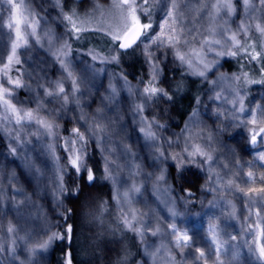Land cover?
<instances>
[{"label":"rangeland","instance_id":"obj_1","mask_svg":"<svg viewBox=\"0 0 264 264\" xmlns=\"http://www.w3.org/2000/svg\"><path fill=\"white\" fill-rule=\"evenodd\" d=\"M16 2L19 3L20 0H16ZM204 2L206 0H201V3ZM253 2L255 3V0ZM24 3L33 12L29 19L36 22L37 36L29 37L27 45L21 42L15 57V60H19L20 63L17 64L14 60L7 75L12 79H20L22 84L29 85L33 92L37 90V82L49 90H53L55 82L61 81L67 90L72 87L73 81H76L82 111L91 117L97 114V109H101L96 115L97 123L101 128L106 129L105 134L108 137L106 147L113 150L112 155L109 156L107 152L100 151L99 144L91 140L88 142L87 166L91 168L89 163L91 157H96L99 160L101 170L111 183L112 195L109 198L110 206H105L107 209L100 210L96 199L91 202L86 201L83 206L82 204L79 206L81 220L78 241L81 244L79 251H81L82 258H86L90 264H94L95 261L100 263L105 258L111 264H205V260L197 259L199 254L196 249L199 248L205 252L206 257L211 255L207 264H215L216 256L213 253H215L216 245L212 241V234L208 232V227L212 224L217 226V239L223 244L219 255L223 264H264L249 252L250 245L255 247L256 236L248 232L249 226L255 228L257 223L255 213L257 211H260L261 217H264V201L257 199L256 194L253 193L251 195L255 203L250 205L247 197H241L238 192L224 191L223 186L219 192L202 191L203 188L210 186L207 165H200L199 162L188 164L183 172V178H176V185L175 180L168 181L175 188V192L169 193V195L184 196L185 193L180 192V188H183L180 184L183 181H186L187 184L192 182V185L194 182V188H198L199 193H194L193 187L192 190L187 189L194 194L195 206L189 205V209L186 210L177 203V210L182 215L175 221L163 218L167 214L166 210L163 204L158 205L157 203L163 198L162 194L156 193L152 187L153 182L144 176V173L155 171L148 158L151 150L146 146L143 134L140 133L137 121L133 119V114L130 111L133 101L139 102V98L130 97L126 91H121L122 81L118 82L115 79L116 75H123L127 77L129 83L137 85L141 77L147 78V65L144 62V57L140 49L137 48L121 56L118 65L100 63V58L108 59L110 53L116 54L112 52L113 45L109 42L106 33L110 30H119L123 23L121 9L118 7L119 0H24ZM233 3L236 12L231 18L224 17L225 20H229L226 27L231 31H236L237 25H240L242 21L245 25L252 26L246 36L250 39L253 32H257L258 36L255 38L260 40L261 47L259 49L255 47L257 41L245 39L244 35L239 33L238 36L242 43L247 41L246 47L249 56L260 53L255 61L260 60L259 62H262L261 66L264 68V35H261L255 27L258 23L264 26V12L260 10L257 3L256 10L251 12V18H249L240 3H236V0H233ZM165 10L155 6L153 20H158L163 16ZM72 13H75L73 16L75 23L83 29L79 33V40L73 38L75 33L72 36L69 35L71 25L63 19L64 15ZM10 15V6L6 0H0V70L7 63V57L11 54L12 42L15 40L14 31L7 27ZM201 23L207 25L208 17L205 16ZM220 23L223 24V20ZM194 26L197 30L201 29L200 24ZM187 27L191 28L193 25L188 24ZM27 31L30 32L31 28H28ZM231 31L225 32L224 35H230ZM193 35L197 40L200 39L198 32H193ZM98 38L102 40V43L97 42ZM215 38L223 40L219 35ZM65 44L67 48L60 51ZM77 44H80V47L74 48ZM196 46L198 47V45ZM91 54L97 55L98 59L93 60ZM242 56H244L243 53L237 57L241 58ZM246 57L245 62L247 61L249 66H252L248 56ZM208 58L211 59L212 55L209 54ZM228 58L231 57L219 59V64L222 66L216 71L215 76H210L209 79L215 80L221 75L241 76L240 81H224L213 89L210 84L195 76H188L184 79L195 83L197 88H200L199 86L203 88L202 96L188 117L185 126L178 129L175 125L170 124L171 122L166 121L169 120V116H172L169 109L171 103H167V107L161 101L158 106L153 105L150 112L158 123L166 125L165 129L159 131V135L168 139H180L181 148L184 143L183 138L191 135L190 143H199L201 146H205L206 150H210L215 161L211 165L212 170L223 177L225 183L232 179L236 180L242 188H259L261 187L259 182L245 185L243 181L247 178V172L250 170L256 177L264 175V167L260 166L264 162L256 159L259 153L264 151V144L251 146L248 128L252 125H248L247 128L237 127L236 122L231 119L233 107L231 100L234 97L231 95L229 86L233 85L239 89L244 98L245 108L251 109L258 117L260 113L257 106L264 108V90L257 88L256 83L245 82L243 75H236L225 69L224 63ZM61 61H63V66ZM169 61L163 81L160 83V86L165 89L169 88V86L166 87L168 81L174 78L177 83L178 79L176 78H182L186 71L178 67L177 64L171 63V57H169ZM69 71L72 73L71 77L67 75ZM0 77H4L3 71H0ZM247 77V80H253L252 77ZM110 84L116 87L117 95L114 99H106L108 107L104 108L101 105V97H107ZM217 92L222 93L221 99L214 98ZM29 95L28 88H18L13 92V97L16 96L17 99H13V97L11 99L20 108L22 105L19 101H27ZM73 95L74 93L69 92L70 97ZM39 98L47 99L43 95H40ZM60 106L61 101L59 100L45 105L49 111L56 109L57 113H60ZM27 107L33 111L36 109L35 104H28ZM72 108L73 106L69 104L64 109L63 118H59V115H53L50 118L58 125L56 135L61 139L57 140L52 136H45L38 125L33 124L30 127L21 128L15 124L14 118L5 119V115L10 117L11 113L6 114L3 105H0V244L8 249L0 252V264H46V258L49 256L54 242L47 249H40L37 242L42 243L47 240L52 232L62 233L66 229L64 217L66 200L71 193L70 186L72 184L68 179L71 173L63 177V195L57 191L56 184L59 176L58 168H65L67 164L64 159L65 153L60 147L63 138H67L68 130L80 127L83 123L76 119L81 109L76 108L73 111ZM218 112L221 114L219 117L216 115ZM41 113L44 116V113ZM193 113L196 115L193 116ZM146 114L142 113L141 115ZM166 115L167 118L163 119ZM241 118L251 119L250 116ZM91 123L89 120L88 127L91 126ZM186 126L189 131L183 132L182 130ZM81 131H85V128L81 127ZM18 133L22 134V139L17 138ZM209 134L212 136L210 141L206 140ZM49 145L55 146L54 151H49ZM206 145H210V149ZM121 146L130 147L136 153L135 158L123 154ZM12 148H15L16 151L12 152ZM180 150L175 147L169 149L170 152ZM105 156L109 160H115L116 165L119 166L113 168L110 176L106 175L104 171L103 158ZM236 162L243 167L241 173L234 176ZM126 163L131 164V169L126 166ZM223 164H227L229 167H221ZM249 164H253L254 167L249 168ZM195 170L200 172L201 181L195 178L193 174ZM170 172L175 175V170L170 169ZM133 184L142 187L141 193L131 192L130 201L127 202L117 199V193L122 196ZM196 185L198 187H195ZM232 205H235L236 209L234 217L229 216L233 210ZM110 207L112 217L110 214L108 215ZM249 208L253 213L251 219H248L247 209ZM133 209L137 213L151 211L161 221L162 227L175 222L180 230L187 231L192 236V246L183 249V255H181V250L173 246V237L167 234V229L155 237L150 233L145 237H140L122 227L119 223L122 219V211L130 212ZM106 210H108L107 213ZM139 218L149 219L147 216ZM110 219L113 221V225H110ZM152 222L155 225V220ZM99 223L103 225L101 226ZM9 225L16 230L14 233H7ZM117 233L122 235L120 238L122 237L123 240L116 243ZM125 234L128 235L133 246L130 247L124 237ZM231 236H236L237 239L231 240ZM13 241H15L14 244ZM133 247L134 249L131 251ZM34 248L35 251H32ZM128 249L131 252H127ZM124 250L128 254L123 261L120 257ZM108 253H114V255L108 258ZM148 253H155V255L149 256Z\"/></svg>","mask_w":264,"mask_h":264},{"label":"snow or ice","instance_id":"obj_2","mask_svg":"<svg viewBox=\"0 0 264 264\" xmlns=\"http://www.w3.org/2000/svg\"><path fill=\"white\" fill-rule=\"evenodd\" d=\"M6 3L10 6L11 15L9 16L7 27L14 31L15 40L11 45V54L7 57V63L4 64L2 70L4 77H0V105H3L5 113H11V116L5 115V119L11 120L14 118L15 124L23 127H30L35 124L39 126V129L43 131L45 136H52L54 139H61L56 135V129L58 125L50 118L53 115H59V118H63L62 113L64 109L71 104L72 110L80 108L81 111L77 115L78 122L82 121L80 127H73L68 130L67 138H63V143L60 145L61 150L65 153L64 159L67 161L65 168H58L59 176L57 177L56 188L57 191L63 195L64 185L63 177L69 175H79L80 179L85 182L87 186H91L96 180V176L92 168L87 166V147L88 142L91 140L94 143L100 145L101 152H107L109 156L112 155V149L106 147L108 140L106 129L101 128L96 119V115L101 111L97 109V114L89 117L82 111L80 104L79 88L76 86L77 82L73 81L72 87L67 89L64 87L63 82L56 81L55 88L49 90V88L37 82V90L33 92L31 87L26 84H22L20 79H12L8 76V71L12 62L15 60L16 51L21 46V42L24 45L28 44L29 37L37 36L36 22L29 19L33 15L31 9H29L24 0H20L19 3L16 0H6ZM236 3H240L244 9L245 14L251 18V12L256 10V4H259L260 10L264 12V0H236ZM195 5V6H194ZM159 6L164 11L163 16L158 20H153L154 7ZM118 7L121 9V16L123 23L119 30H110L106 35L109 42L113 45L112 52L116 54H109V58H100V63H115L119 64L120 57L126 55L129 50L140 49L144 62L147 65V78L141 77L137 85L129 83L126 76L116 75L115 79L121 82V91H126L128 95L136 96L139 98V102L133 101L130 111L133 114V119L137 121L140 133L143 134V139L146 142V146L151 150L150 157H148L154 167L155 171L150 173H144L146 179L151 180L153 190L156 193L162 194V199L157 203L163 204L166 210V215L163 217L165 220L175 221V219L182 215L177 210V203L184 209H189V205L194 207L193 196L194 194L185 189L180 188V192L185 193L184 196H172L169 193H174L175 188L169 184L168 181L175 180L177 177L182 178L183 172L188 164L207 165L209 187L203 188L202 191L206 192H219L221 186L224 191L238 192L241 197H247L249 204H254L255 200L251 194H256V198L264 201V175L256 177L253 171L247 172V178L243 181L245 185L255 184L259 182L261 187H247L242 188L236 180L229 179L225 183L223 177L215 173L212 170V163L214 158L210 150H206L205 146H201L199 143H190L192 139L191 135L184 137L183 147L181 148L180 139H168L159 135V131L166 128V125L157 122V119L152 116L150 109L153 105H159L161 101L165 103H171L176 94H178L183 87L182 81L188 76H195L207 84H210L213 89L220 85L224 81H240L241 76H225L221 75L215 80H210V76H215L216 71L222 65L219 64L220 58L237 57L243 53L244 56H248L250 60H255L260 53L249 56L247 50V41L241 42L239 34L247 35L251 31L252 26L245 25L242 21L240 25H237L236 31H231L226 25L229 20H225L224 17L231 18L235 12L236 7L233 0H206L201 3V0H119ZM64 15L63 19L71 25L69 29V35L73 33L76 35L73 37L79 39V33L83 30L78 26L73 16ZM208 17L207 25L201 23L204 17ZM223 20V24L220 21ZM192 24L193 27L188 28L187 25ZM195 24H200L201 29L197 30ZM256 30L264 35V26L262 24L255 25ZM31 28L28 32L27 29ZM231 34L225 36V32ZM193 32H198L200 39L197 40ZM219 35L223 38L216 39ZM37 43L39 40L37 39ZM198 45V47L196 46ZM67 45H63L60 51H64ZM219 49V50H217ZM209 54L212 58L209 59ZM169 57H171V63L177 64L178 67L185 69L184 75L181 78V82H177L175 85H170L168 89L160 86L163 81V76L167 70L169 64ZM59 59V57H57ZM93 60H97L98 57L95 54H91ZM17 64L19 60H15ZM63 66V61H61ZM69 77L72 73H67ZM115 75V74H114ZM6 77V78H5ZM245 82L262 83L264 79L260 81H248L247 75L243 77ZM8 85V86H5ZM28 88L29 97L27 101H19L22 107L18 108L16 103H13L12 97L14 89ZM229 90L234 99L232 103V115L231 119L236 122L237 127H245L252 125L248 128L250 135V144L255 147L257 144H264V108L257 106V110L260 113L258 117L251 109H246L244 106V98L241 95L239 89L233 85L229 86ZM69 92L74 93L73 96H69ZM43 95L47 99L41 100L39 97ZM117 95V89L113 84L109 85L107 90V97H101V105L107 108L108 105L105 102L106 99H114ZM215 99H221L222 93L217 92ZM57 100L61 101L60 113H57L56 109L49 111L45 105L55 103ZM198 102V101H197ZM28 104H35L36 109L33 111ZM163 111V109H161ZM43 112L44 116L39 113ZM147 113L146 115H141ZM196 113H193L195 116ZM217 117L221 114L216 113ZM242 116H250L251 119H242ZM151 117V118H150ZM91 120V126L88 127V122ZM81 127L85 128V131H81ZM183 132H188L189 128L186 126ZM87 133V134H86ZM99 133V135H98ZM18 139H22V134H17ZM259 138V139H258ZM212 139L211 134L206 137V140ZM49 151H54V145H49ZM123 154L135 158L136 153L128 146H121ZM180 148L178 152H170L169 149ZM210 149V145H206ZM12 152L16 149L12 148ZM105 174L111 175L116 165L115 160H109L107 156L104 158ZM258 161L264 162V151L260 152L256 158ZM126 166L131 169V164ZM236 172L233 173L237 176L242 171V165L238 162L235 163ZM264 167V163L260 165ZM223 168H228L229 165H221ZM249 168L254 167L253 164L248 165ZM67 169V170H66ZM170 169L175 170V175H172ZM158 173V174H157ZM142 187L133 184L128 191H125L121 196L117 193V199L124 201H130V193H141ZM73 196V199H78L79 192ZM211 203V202H210ZM58 206H60L58 204ZM232 212L229 213L230 217H234L236 214L235 205H232ZM248 219H251L253 213L251 209H247ZM257 217V223L253 229L248 227V232L256 236L254 241L255 247L249 246V252L256 256V258L264 262V217H261L260 211L255 213ZM122 219L120 225L127 230L133 232L140 237H145L150 233L155 237L161 234L164 229H167V234L173 237V246L176 249H180V254L183 255V249L190 248L192 246V236L187 231H182L177 227L175 222L168 223L162 227L161 221L151 211L147 213H137L136 210L122 211ZM149 217V219H141L139 217ZM66 220L67 217H64ZM155 220V225H153ZM139 225V227H138ZM216 225L210 224L208 232L212 234V241L216 245L215 264H223V261L219 259L221 247L223 244L218 241L216 234ZM7 233H14L16 230L9 225ZM73 228L69 225L62 233L52 232L48 236L47 240L42 243L37 242V246L40 249H47L56 240H65L70 238ZM47 235V233H45ZM231 240H236V236H231ZM15 241H13V244ZM8 249L0 244V252L7 251ZM14 251V249H13ZM35 251V248L32 249ZM146 251V250H145ZM159 251V249H157ZM196 252L199 254L197 259L207 260L211 258V255L206 257V254L201 249L197 248ZM143 254V253H142ZM149 256H154L155 253H148ZM64 264H72V254L70 252L65 254Z\"/></svg>","mask_w":264,"mask_h":264},{"label":"trees","instance_id":"obj_3","mask_svg":"<svg viewBox=\"0 0 264 264\" xmlns=\"http://www.w3.org/2000/svg\"><path fill=\"white\" fill-rule=\"evenodd\" d=\"M96 35H98V34H96ZM252 35L253 36H250V39L246 35H244L243 38L249 39L251 41H257L256 42L257 46H255V47L259 49L261 47V45L259 44L260 40L258 38H255L256 36H258V33L253 32ZM102 39L104 40V37H102ZM99 41H100V43H102V40H99V38H98L97 42L99 43ZM248 43H250V42H248ZM78 47H80V44H77L74 46V48H78ZM246 58H247L246 56H242L241 58H239V57L228 58L224 63V68L230 72L232 71L236 75L241 74L244 76L246 74L247 76L252 77V79H253L252 81H260V80L264 79V68H263V66H261L262 62L260 63L259 62L260 60L257 62L255 60L249 59L251 65H252V66H249L248 62L247 61L245 62ZM243 60H244V62H243ZM176 79H178L177 80L178 82H181V78H176ZM174 80L175 79L173 78L172 80L168 81V84H166L167 85L166 87L173 85V82L175 85L176 80L175 81ZM248 81H249V79H248ZM182 83H183L182 90L174 96L173 101L171 102V105L169 107V109L171 110L170 112H171L172 116L171 117L169 116V120H166V121L171 122L170 124L175 125V127H177L178 129H180L181 126L183 127V126H185V124H187V119L192 114L193 109H194L195 105L197 104V101L201 98L202 91H203L202 86H199L200 88H197L194 85L195 83H193V82H190V81L188 82L187 80H183ZM256 87L264 90V84H262V83H256ZM204 88H205V86H204ZM240 88H243V87H240ZM13 99H17V97L14 96ZM162 104H164L165 106L168 107L167 103L163 102ZM39 114L41 116H43L41 112ZM166 118H167V115L164 116L163 119H166ZM89 163H90V166L93 169L94 174L96 176V180L94 181V183L91 186H87L85 184V182L80 179L79 175L71 174L68 178V179H70L71 184H72L70 186V188H71L70 192L73 195H75L77 192H79L78 199H73V196L69 195L67 197V200H66L65 217H67V219L66 220L64 219V226L67 228L69 225H71L73 228V232L71 233L70 238H67L65 240H56L53 243L52 250H51V252H49V256L46 258V260H47L46 264H64L65 254L68 252H70L72 254V264H90L86 258L85 259L82 258L83 256L81 254V251H79L81 248V244L78 241V232H79L80 220H81V218L79 217V215H80L79 206L81 204L83 206V204L86 201L91 202L94 199H96V201H98L100 210L104 209L105 206H110L109 205L110 204L109 198L112 195V187H111V183H110L109 179H107L105 177L103 170H101V168H100L101 163L99 162V160L96 157H91ZM193 174L195 175V178L198 181H201L200 172L195 170L193 172ZM175 185H176V179H175ZM180 185H181V187H183L185 189H189V190H192V187H193V189H195L194 193H197V194L199 193V189L194 188V182L192 185V182L187 184L186 181H183ZM195 187H198V185H196ZM105 209H107V208H105ZM110 211H111V207L109 209V212H108V210H106V213L108 212V215L110 214V217H112V213H110ZM99 215H100V213H99ZM115 219H116V217H115ZM102 223H99V225L102 226L103 225ZM110 223H111L110 225H113V221L111 219H110ZM117 235H118L117 239H115L116 243L119 242L120 240L121 241L123 240L122 237L120 238V236H122L121 234L119 235V233H117ZM124 237L129 242L130 247L133 246L132 241H130L128 235L125 234ZM133 249H134V247L131 249V251H133ZM114 250L116 251V249H114ZM131 251H130V249H128L127 252H131ZM127 252L124 250L123 253L121 254L122 257H120V259L122 258L124 261L125 256L128 254ZM104 255H105V253H104ZM112 255H114V253H108V258H110ZM116 259H119V258L116 257ZM120 259H119V261H120ZM94 264H111V263L108 262L107 258H105V260H103L100 263L95 261Z\"/></svg>","mask_w":264,"mask_h":264},{"label":"water","instance_id":"obj_4","mask_svg":"<svg viewBox=\"0 0 264 264\" xmlns=\"http://www.w3.org/2000/svg\"><path fill=\"white\" fill-rule=\"evenodd\" d=\"M132 51V50H129V52Z\"/></svg>","mask_w":264,"mask_h":264}]
</instances>
